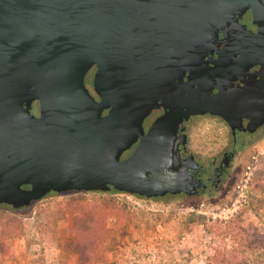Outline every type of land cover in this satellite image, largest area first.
<instances>
[{"label": "water", "instance_id": "1", "mask_svg": "<svg viewBox=\"0 0 264 264\" xmlns=\"http://www.w3.org/2000/svg\"><path fill=\"white\" fill-rule=\"evenodd\" d=\"M248 10L258 34L224 30ZM221 32L219 58L206 60ZM246 61L264 66V0H0V205L21 211L67 192L192 195L183 122L247 110L224 78Z\"/></svg>", "mask_w": 264, "mask_h": 264}, {"label": "rangeland", "instance_id": "2", "mask_svg": "<svg viewBox=\"0 0 264 264\" xmlns=\"http://www.w3.org/2000/svg\"><path fill=\"white\" fill-rule=\"evenodd\" d=\"M247 166L237 186L216 201L111 191L51 196L6 212L18 223L2 264H79L80 253L70 246L76 210L87 221L95 214L97 225L102 220L95 251L87 253L97 259L87 264H264V143ZM44 225L49 229L41 231Z\"/></svg>", "mask_w": 264, "mask_h": 264}, {"label": "flooded vegetation", "instance_id": "3", "mask_svg": "<svg viewBox=\"0 0 264 264\" xmlns=\"http://www.w3.org/2000/svg\"><path fill=\"white\" fill-rule=\"evenodd\" d=\"M236 20L238 21L236 28L233 23H230L224 30L232 31L235 35L244 33L245 30L258 34L259 29L253 23L251 10L242 16L237 15ZM224 39L225 36L221 32L217 49L214 53H210L206 60L219 58L218 51L222 52L225 45L221 41ZM237 57L240 58V55ZM237 60L233 59L232 63ZM214 66L215 64H210L211 68ZM96 70V67L92 68L86 78L87 87L92 93H94L92 81ZM261 73H264L263 65L246 61L236 70H230V73L224 77L225 80L232 78L230 86L242 90V95L247 97L243 101L245 104H249L247 110L239 109L229 114V120L221 115L211 113L193 115L184 120L179 133L180 137L184 136L180 140L179 153L182 159L191 161L192 195L181 192L147 199L185 197L216 201L220 196H226L237 186L248 167L247 163L253 152L264 143V79ZM214 81L219 86L224 85L220 77H214ZM213 92L218 93L219 89L215 88ZM253 105L257 107L251 110L250 106ZM38 108L37 103H34L31 112L38 114ZM165 112L163 107L152 111L144 122L146 132L154 121ZM134 149L135 146L124 154V158L131 155ZM129 196L141 197L138 195Z\"/></svg>", "mask_w": 264, "mask_h": 264}, {"label": "trees", "instance_id": "4", "mask_svg": "<svg viewBox=\"0 0 264 264\" xmlns=\"http://www.w3.org/2000/svg\"><path fill=\"white\" fill-rule=\"evenodd\" d=\"M115 193H120L118 191L112 190ZM111 192V191H110ZM77 193H100L103 194L101 192H67V193H52L50 194L48 197L42 199L39 202H34L32 205L43 202L45 200H47L49 197L51 196H57V197H61L64 195H69V194H77ZM109 192H106L104 194H107ZM76 214L74 215L75 219H74V226L75 228H73V230L71 232L74 233V238L70 244L71 247H75V249L80 253L81 259L79 261V264H87L91 259L92 261H96L97 259V255L91 256L92 258H89L90 256L87 253H93L95 251L96 248V244H97V239L96 236H101L102 232H101V228L103 225L102 224V220H100V223L97 225L96 220V215L95 214H91V219L89 221H87L85 215L86 212L83 210H76ZM16 213L17 211L12 210L11 207L6 206V205H0V264L3 263V259L4 257L7 256L8 251L6 249V244L7 242H9L10 238L14 235V233L16 232V224L18 223L17 220L15 219L13 222L10 221L11 217H8L7 215H5V213ZM99 214V213H98ZM100 216V214H99ZM101 217V216H100ZM44 227H46L44 230L41 231H45L49 228H47V225H44ZM93 228H97V229H93ZM82 236L83 238L85 237L86 239V244L83 243L82 241ZM66 244L64 241L61 243V245ZM227 263H229L227 261Z\"/></svg>", "mask_w": 264, "mask_h": 264}, {"label": "built area", "instance_id": "5", "mask_svg": "<svg viewBox=\"0 0 264 264\" xmlns=\"http://www.w3.org/2000/svg\"><path fill=\"white\" fill-rule=\"evenodd\" d=\"M155 253H156V251L154 250V251L152 252V254H153L154 257H155Z\"/></svg>", "mask_w": 264, "mask_h": 264}]
</instances>
